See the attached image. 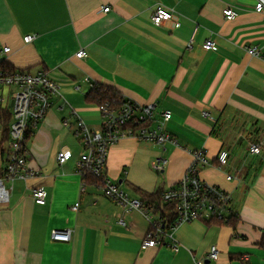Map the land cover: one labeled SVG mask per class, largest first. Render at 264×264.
<instances>
[{
	"label": "crops",
	"instance_id": "obj_1",
	"mask_svg": "<svg viewBox=\"0 0 264 264\" xmlns=\"http://www.w3.org/2000/svg\"><path fill=\"white\" fill-rule=\"evenodd\" d=\"M255 2L0 0V63L15 71L49 72L61 84V95L53 97L26 143L37 176L6 181L10 195L0 203V264H196L208 260L214 244L220 258L207 264H264L259 245L264 236V20ZM103 6L110 11H101ZM159 6L173 10L175 18L156 25L152 16ZM227 8L238 13L236 18H226ZM30 34L36 39L27 43ZM208 39L217 42L212 50L203 48ZM253 47L258 55L249 53ZM82 49L87 55L77 57ZM94 84L154 104L151 128L170 110L163 128L178 142L166 143L164 150L155 142L121 139L109 150V180L144 202L141 191L178 184L194 151L204 148L209 163L199 166V176L231 193L235 224L184 222L174 240L143 249L151 228L147 217L128 212L101 186L86 183L78 169L84 148L75 135L77 118L94 130L104 121L99 105L86 99ZM0 96L10 111V94ZM155 118L162 119L159 125ZM253 143L261 144L260 153H252ZM66 150L73 156L60 163L58 155ZM221 150L229 152L224 166L217 161ZM160 155L168 164L158 172L153 162ZM39 187L47 191L45 204L32 197ZM67 228L70 242L51 238L53 229Z\"/></svg>",
	"mask_w": 264,
	"mask_h": 264
},
{
	"label": "built area",
	"instance_id": "obj_2",
	"mask_svg": "<svg viewBox=\"0 0 264 264\" xmlns=\"http://www.w3.org/2000/svg\"><path fill=\"white\" fill-rule=\"evenodd\" d=\"M255 11L263 16L264 20V0H256ZM110 6H103L101 11H110ZM227 19H234L237 12L233 8L224 11ZM175 18V12L164 6L157 7L152 21L156 25H162ZM198 30V25L194 28L191 40ZM36 35L30 34L24 37L25 42H32ZM217 42L208 39L203 48L212 50ZM5 51H10L9 47ZM249 53L258 55L257 47L249 48ZM87 52L80 50L77 57H85ZM0 86L10 87L11 114L12 121L9 126V139L7 141V165L0 176V203L9 200L10 189L7 188L6 181L13 182L16 179L27 180L37 176L38 171L29 165L30 151L26 148L28 133L33 135L39 123L46 117L48 111L53 106V97L61 95V84L54 79L49 72L41 71L33 74L28 71H5L0 70ZM119 103L105 102L99 105L103 117L101 129L94 130L89 127L81 118H77L75 135L81 140L84 152L78 161V169L82 176L93 175L102 179L105 183L104 191L112 200L118 202L126 208L128 212L138 210L142 212L151 224L143 243L142 248L156 247L164 244V239L174 240L176 228L184 222L194 220H220L229 222L233 217L232 195L220 186L210 184L203 180L198 173L200 165L209 163L207 151L200 148L194 151V161L186 172L184 178L176 185L163 191L164 202L174 203L177 213V222L169 230L165 229V221L160 214L156 217L154 207H148L142 200L130 196L118 183H114L106 176L109 150L112 145L126 137H134L139 140L155 142L164 150L166 143L178 144L174 136L164 131V123L172 118V112L166 110L163 114L164 121L156 128L146 127L143 124L152 120L154 115V104L142 105L133 100L122 98ZM4 98L0 96V125H4V114L6 107L3 105ZM13 103V104H12ZM73 114H78L75 110ZM207 114V113H206ZM65 127H71L69 121H64ZM3 131L0 130V134ZM1 140V139H0ZM1 145V141H0ZM252 153H260L261 144H251ZM73 156L69 150L62 151L58 155L60 163L67 162ZM229 152L221 150L217 161L220 166L227 165ZM168 164V159L164 156H157L153 162V168L161 172ZM32 197L38 204H45L47 191L44 187L33 190ZM79 202L74 206V210L79 209ZM122 223H125L122 221ZM51 238L54 241L70 242L72 239L71 229H53ZM165 239V240H166ZM175 249L177 250L176 243ZM220 250L216 244L209 250L208 260L218 261ZM196 264H207L206 260L200 259Z\"/></svg>",
	"mask_w": 264,
	"mask_h": 264
},
{
	"label": "trees",
	"instance_id": "obj_3",
	"mask_svg": "<svg viewBox=\"0 0 264 264\" xmlns=\"http://www.w3.org/2000/svg\"><path fill=\"white\" fill-rule=\"evenodd\" d=\"M5 70V71H15V68H13L9 63L6 61H3L0 63V70ZM123 97L119 94V92L115 91L112 88L106 87L101 84H94L91 90L87 93L86 99L90 103H97L98 105L103 104L105 102H110V103H119L122 101ZM4 125L7 127L2 134V144L0 145V176L2 175L3 171L5 170V166H3L4 162L7 163V141L9 139V126L12 121V114L11 111L5 110L4 114ZM150 121L145 122L143 125L146 127H150L149 125L151 124ZM32 137L31 134L28 133L27 135V142L29 139ZM27 145V144H26ZM94 183L101 188H104L105 183L102 179L93 176V175H87L86 177V183ZM144 195V203L148 207H154L155 208V213H158L162 216V218L165 221V229L169 230L172 226H174L177 222V213L175 210V205L174 203L170 202H164L163 200V191L161 192H153V193H147L146 191H141ZM216 221L219 224L226 223L224 221L220 220H212ZM236 221V218L232 217L229 222L226 224L229 225H234ZM166 239V238H165ZM164 239V241H165ZM260 247L264 248V236L262 240L259 243Z\"/></svg>",
	"mask_w": 264,
	"mask_h": 264
},
{
	"label": "rangeland",
	"instance_id": "obj_4",
	"mask_svg": "<svg viewBox=\"0 0 264 264\" xmlns=\"http://www.w3.org/2000/svg\"><path fill=\"white\" fill-rule=\"evenodd\" d=\"M0 94H2L3 96H5V97H7V96H9V94H10V89L9 88H7V87H5V90L4 91H1L0 90ZM155 120H156V123L158 124L159 123V121H161L162 119H160V118H155ZM156 124V125H157ZM159 125V124H158ZM157 127V126H156ZM155 127V128H156ZM7 127H5V125H0V130L1 131H4L5 129H6ZM154 128V127H153ZM8 144V143H7Z\"/></svg>",
	"mask_w": 264,
	"mask_h": 264
},
{
	"label": "water",
	"instance_id": "obj_5",
	"mask_svg": "<svg viewBox=\"0 0 264 264\" xmlns=\"http://www.w3.org/2000/svg\"><path fill=\"white\" fill-rule=\"evenodd\" d=\"M13 104V103H12ZM211 261L210 260H207L206 263H210Z\"/></svg>",
	"mask_w": 264,
	"mask_h": 264
}]
</instances>
